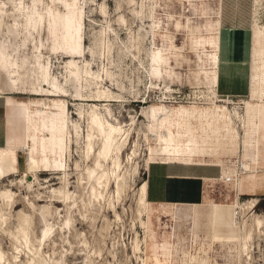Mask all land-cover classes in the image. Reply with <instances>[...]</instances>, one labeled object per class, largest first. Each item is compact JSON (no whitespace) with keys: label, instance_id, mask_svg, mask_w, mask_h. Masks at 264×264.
<instances>
[{"label":"rangeland","instance_id":"obj_1","mask_svg":"<svg viewBox=\"0 0 264 264\" xmlns=\"http://www.w3.org/2000/svg\"><path fill=\"white\" fill-rule=\"evenodd\" d=\"M2 1L5 12L0 17V44L13 46L20 41L12 25L17 0ZM71 1L24 0L36 6L27 24L31 34L28 53L42 48V52L55 56L51 69L61 77L63 65L69 59L65 51L76 50L81 43L89 53L86 59L91 60L93 70L104 78V70L108 69L111 76L107 82L103 79L101 89H110L120 101H97V105L101 115L107 114L111 121H119L129 130L119 169L124 175L118 180L110 175L106 188H101L102 195L96 197L89 191L81 156L83 148L77 152L74 145L71 156L57 147L55 154L45 151L50 161H64L66 156L69 166L67 204L53 201L59 198L52 190L61 183L40 159L42 149L48 148L51 139L48 118L61 109L62 98L12 93L1 73L2 107L6 98L30 103L37 126L29 146H23L26 107L8 106L12 108L11 131L15 138H20H14L17 149L9 170L12 173L0 180V191L8 189L14 193L8 204L0 200L4 218L2 221L0 217V264H28L31 258L48 264H142L149 245L165 248L170 253L169 264H264V224L252 230L249 238H243L244 220L251 223V214L264 219V190L249 194L237 187L236 198L235 190L229 189L232 186L212 180L207 183L209 196L205 202L197 206L177 205L173 214L163 213L159 205L150 204L144 215L139 213L142 206L137 193L150 151L155 153L152 159L172 158L189 163L213 155L224 161L242 147L254 144V112L257 106L258 113L261 105L264 107V75L255 79L251 69L254 89L247 97L227 100L218 96L215 104L211 102L210 86L214 83L220 25L245 27L248 33L255 19L264 26V0H84L81 13L75 16L81 37L75 27L65 32L55 16L56 12L70 13ZM260 57L264 59V48ZM70 83L69 90L74 93L75 82ZM154 83L157 88L152 87ZM67 99L68 113L58 121L61 128L65 120L69 128L77 120L72 115L76 112L75 101ZM82 103L86 107L94 102ZM39 108L51 115L36 113ZM234 110L243 117L242 122L234 118ZM81 128L86 131V121L81 120ZM60 135L54 137L59 139ZM257 139L258 153L264 159V109ZM185 146L195 155H159L164 149ZM31 154L39 163L35 173H40L36 177L28 171ZM75 160L80 164L76 170ZM261 165L258 170L264 171V164ZM6 167L0 160V174ZM112 168L108 162L110 173ZM51 177L56 183L48 182ZM26 179L31 181L29 186ZM252 196L258 198L254 207L245 214L242 210L236 218L231 210L233 205H241ZM21 213L27 218V246L16 228ZM140 218L146 221L145 228L140 226ZM46 225L50 231L38 240ZM135 238L142 250H134Z\"/></svg>","mask_w":264,"mask_h":264},{"label":"bare ground","instance_id":"obj_2","mask_svg":"<svg viewBox=\"0 0 264 264\" xmlns=\"http://www.w3.org/2000/svg\"><path fill=\"white\" fill-rule=\"evenodd\" d=\"M84 0H72L70 3V13H55L56 19L59 24L62 25V28L65 32L71 30L72 27H75L78 30V36L81 37L79 33V24H75L76 17L78 13H81L83 7ZM36 6L33 4L30 6L26 4L24 0H17L14 2V10H15V18L13 21V27L17 32V36L19 38V43L13 46H6L0 44V74L3 73L6 78V83L10 87V91L12 93H22L28 95H43L49 97H60L62 98V106L61 109L57 113L53 115L47 114L42 109H38L36 113L43 114L44 116H49L48 124L50 128V136L51 139L48 140L47 146L48 148L42 149V156L40 159V163L44 165L46 169L52 170L53 174H56L55 177L59 179L61 186L56 190H52L57 193V197L59 199L53 200L55 202H63L67 204V200L69 196V176L68 170L69 166L66 162V156L64 161L58 160L57 158L53 161L47 156L45 151H49L50 153L55 154L58 152L56 147L59 150H64L68 156H71L73 153V146H76V151L78 152L79 148H83L82 150V161L85 164V172L86 179L89 183V191L93 196L102 195V189L106 188L107 181L109 176L112 175L115 179H122L124 174L119 172L121 166V156L123 150L126 148V141L129 138V130L123 127L119 121L113 122L111 121L107 114L101 115L100 107L97 105V101H120V99L110 91V89H101V82L103 79L105 82L108 81V77L111 76L108 69L104 70V78L103 74H99V72L93 70V66L90 61L86 59V56L89 54L85 52L84 45L80 43L78 49L65 51L66 56L69 58L65 61L63 65L64 73L61 74V77L56 75L54 71L51 69L53 57L51 54L47 55V52H42V48L39 51L33 50V54L29 55V36L31 35L27 30V24L31 20V16L33 13V9ZM48 9L50 15H54V11L52 10V6H49ZM58 11V10H56ZM5 12V2L0 0V17H2ZM54 18V17H53ZM80 18V17H79ZM83 22V21H82ZM252 31V47H251V69L253 71L252 75L255 73L256 77L260 78L259 74L264 75V59H261L262 48H264V26L258 25L257 20H254ZM81 32V31H80ZM82 39V38H81ZM28 41V42H27ZM83 42V41H82ZM34 46H36L34 44ZM89 51V50H88ZM46 53V54H45ZM94 54V51H93ZM95 58V57H94ZM94 60V59H93ZM261 79V78H260ZM73 80L76 85V90L74 93L70 92L69 85L70 81ZM152 83V81L150 82ZM153 88H157L158 85L154 83L152 85ZM6 89V88H5ZM254 89V82L251 83V88ZM211 92V102L216 103L218 98V94L215 90V80L212 86H210ZM12 96V95H11ZM102 97H104L102 99ZM223 99H230L224 98ZM73 99L75 101L74 105L76 106V112H72V115H76L77 120L72 122L71 127L69 128V124L64 121L63 128H61L58 121L66 117V113L69 110L68 99ZM215 98V100L213 99ZM217 98V99H216ZM83 100L92 101L93 104L86 105L82 103ZM231 100V99H230ZM6 103H16L22 104L26 107V118H25V143L23 146L28 147L29 141L35 132L37 121H35V116L32 110L30 103L25 101L16 102L12 98H6ZM123 101V100H122ZM104 109H108L107 106L103 107ZM154 109V108H152ZM110 114V111H108ZM65 113V114H64ZM231 113V112H230ZM254 115V129L253 136L256 147V131H257V114H258V106L255 110ZM232 115L234 118H237L238 121L242 122L243 117L238 113V111H233ZM148 116V115H147ZM81 120L86 121L87 129L84 130L81 128ZM56 132V133H55ZM58 132V133H57ZM61 134L60 138L57 139L54 135ZM49 136V137H50ZM147 137L145 136V140ZM62 140V141H61ZM64 140V141H63ZM98 141V146L95 148V142ZM83 143V144H82ZM126 144V145H125ZM123 146V147H122ZM1 157L0 160L7 164L5 168V172L0 174V180L4 177L10 175L12 171H9L14 164V155L13 152L16 150L12 147H0ZM33 153L32 151H30ZM37 153V152H36ZM64 153V152H63ZM132 153H136L133 151ZM243 153L244 158L247 159L250 156H253V151L251 149H244L240 154ZM152 151L149 152L148 160L146 161L147 165L149 162L155 160H170L169 158H161V159H152L151 156ZM159 155L162 156H177V155H195L189 146L178 147V148H169L162 150ZM108 162H111L112 169L111 173L108 169ZM38 161H36L31 154L29 156L28 161V171L32 173L34 177L38 175L36 171V167L38 166ZM79 161L75 160L74 168H79ZM70 169H73L70 167ZM78 170V169H77ZM245 170H249V166L245 164V160L242 159L241 155L239 156V151L235 156L224 160L221 166V172L219 177L217 178L219 182H222L226 185H235L237 181L240 179V175L244 173ZM62 174L58 176V174ZM58 176V177H57ZM54 177V176H53ZM53 177L48 179V182L56 183ZM81 178V176H80ZM27 186L30 185L29 179L24 181ZM211 182V181H210ZM10 185H14L13 183ZM49 186V185H48ZM117 192L119 191L120 185L117 181L116 183ZM120 193V192H119ZM138 193V202L141 204L142 209L140 210V214H145L148 206L150 205L145 196V181L142 180L137 186ZM14 193L8 189H4L0 191V200L8 204L10 199L13 197ZM37 200H40L39 198ZM256 199L250 198L245 203H240L241 205H233L232 214L235 215V209L239 208L240 213L243 210V214H245L248 210L252 209L256 204ZM173 204H162L159 205L161 208V212H168L171 214V207ZM158 206V207H159ZM246 210V211H245ZM159 214V213H158ZM252 222L248 223L247 220H244V225L246 228V233L243 235V238H249L251 231L259 228L262 224H264V219L256 214H251ZM20 219L16 226L20 236L24 239V245L27 246V218L24 214H19ZM169 216V215H168ZM0 217L2 218V214L0 213ZM237 218V217H236ZM4 218H2L3 221ZM140 226L142 228L146 227V221L144 219H139ZM49 226V225H48ZM43 228L42 236L38 238L41 240L44 238L48 232L50 231V227ZM242 226V225H241ZM241 227V229L243 228ZM244 233V232H243ZM169 238V237H168ZM166 240V237H165ZM143 243L145 242V235L143 237ZM247 241V240H246ZM139 241L137 238L134 240L133 248L134 250H139ZM164 244V243H163ZM165 245V244H164ZM147 252L145 251V258L142 264H169L171 260L170 253L165 250V248L160 249L159 246L149 245L147 248ZM167 249V248H166ZM142 250V247L141 249ZM172 251V249H171ZM3 257V253L0 250V260ZM149 263H148V261ZM48 264L46 261L35 260L31 258L28 264ZM59 264V263H57Z\"/></svg>","mask_w":264,"mask_h":264},{"label":"crops","instance_id":"obj_3","mask_svg":"<svg viewBox=\"0 0 264 264\" xmlns=\"http://www.w3.org/2000/svg\"><path fill=\"white\" fill-rule=\"evenodd\" d=\"M251 47L252 31L248 33L245 27H239L229 24H221L216 35V53H215V90L219 96L224 98L247 97L251 87ZM16 103H6L3 107L0 104V147H12L17 149L14 141L20 138L11 131L9 110ZM23 106V105H20ZM264 107H260L257 117L256 147L254 144L246 146V150L251 149L253 156L245 159L243 153L239 156L245 160L249 170H245L237 184L227 185L230 190H235V197L240 190L246 193L254 194L253 191L264 190V171L261 164L264 159L260 158L258 153L257 136L260 126V114ZM26 111V109H25ZM26 116V114H25ZM25 120V117H24ZM21 137L24 140V132ZM15 138V139H14ZM255 140V139H254ZM250 147V148H249ZM238 151H236V154ZM235 154V155H236ZM221 156V155H220ZM234 156V155H233ZM220 159L222 158L219 157ZM170 160H155L146 165L144 172L145 196L149 204L162 205L173 204L171 213L177 205L197 206L205 202L208 195L207 183L217 178L221 172L223 160H219L213 155L206 156L204 160H194L189 163L169 158ZM257 192L255 194H257ZM256 199L257 197L252 196Z\"/></svg>","mask_w":264,"mask_h":264},{"label":"built area","instance_id":"obj_4","mask_svg":"<svg viewBox=\"0 0 264 264\" xmlns=\"http://www.w3.org/2000/svg\"><path fill=\"white\" fill-rule=\"evenodd\" d=\"M235 215L237 218L240 217V209L239 208L235 209Z\"/></svg>","mask_w":264,"mask_h":264}]
</instances>
